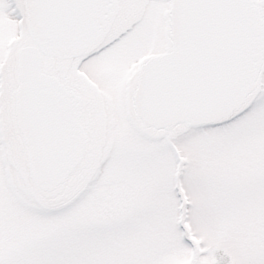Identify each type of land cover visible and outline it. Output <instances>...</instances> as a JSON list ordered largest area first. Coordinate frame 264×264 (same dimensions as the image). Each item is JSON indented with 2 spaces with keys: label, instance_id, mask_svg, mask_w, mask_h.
Instances as JSON below:
<instances>
[{
  "label": "snow or ice",
  "instance_id": "snow-or-ice-1",
  "mask_svg": "<svg viewBox=\"0 0 264 264\" xmlns=\"http://www.w3.org/2000/svg\"><path fill=\"white\" fill-rule=\"evenodd\" d=\"M0 264H264V0H0Z\"/></svg>",
  "mask_w": 264,
  "mask_h": 264
}]
</instances>
